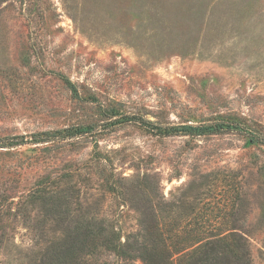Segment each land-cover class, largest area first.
Masks as SVG:
<instances>
[{
	"label": "rangeland",
	"instance_id": "obj_1",
	"mask_svg": "<svg viewBox=\"0 0 264 264\" xmlns=\"http://www.w3.org/2000/svg\"><path fill=\"white\" fill-rule=\"evenodd\" d=\"M259 134L264 0H0V264H264Z\"/></svg>",
	"mask_w": 264,
	"mask_h": 264
},
{
	"label": "trees",
	"instance_id": "obj_2",
	"mask_svg": "<svg viewBox=\"0 0 264 264\" xmlns=\"http://www.w3.org/2000/svg\"><path fill=\"white\" fill-rule=\"evenodd\" d=\"M150 125H153V128L156 129V131L163 135L171 134L172 132H185V133H191V134H201L204 132H207L209 130H213L215 128L219 127H225L228 129H239L240 125H237L236 123L225 124V125H202V126H193V125H178V126H166V127H160L156 126L154 124L148 123ZM70 130V131H69ZM63 129L60 131L59 134L61 136H76V134L82 132L84 129L81 128H75V129ZM255 138L262 142L264 144V134L255 135ZM253 137L250 136V140H252ZM20 144L19 141H15L13 139H9L8 141L0 140V147H4L7 145H16ZM100 225L99 229L96 233V238H100V245H103L107 250L114 252L115 254H119L124 258L133 259L137 256L138 250H140L142 247L139 246V243L134 240V242H131L129 239H126L124 242H121L118 240V238L114 236V233L112 231L107 232L105 228L101 227ZM109 234L110 236H108ZM118 240V241H117ZM236 242V241H235ZM238 242V241H237ZM74 243H68L64 246L63 250L65 252H68L70 250H73L75 247L73 246ZM239 246V245H238ZM72 247V249L70 248ZM74 247V248H73ZM225 251V250H224ZM223 251V252H224ZM212 253V252H211ZM210 256V252L208 253L207 245H204L202 248H198L193 256H191L188 260V264H209L208 257ZM219 258V256H217Z\"/></svg>",
	"mask_w": 264,
	"mask_h": 264
}]
</instances>
